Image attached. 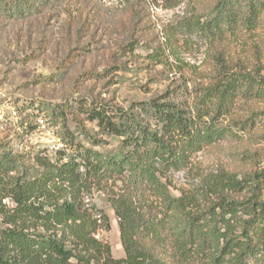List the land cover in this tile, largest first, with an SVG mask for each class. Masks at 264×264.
Instances as JSON below:
<instances>
[{"label": "trees", "instance_id": "1", "mask_svg": "<svg viewBox=\"0 0 264 264\" xmlns=\"http://www.w3.org/2000/svg\"><path fill=\"white\" fill-rule=\"evenodd\" d=\"M263 10L264 0H216L204 21L187 25V33L235 35L254 29ZM176 90L166 97L177 101H139L128 109L77 104L95 121L97 135L119 139L114 153L74 142L69 129L71 153H38L29 167L0 147V201L10 197L15 203L0 227V264H264V168L217 176L178 196L169 179L204 147L235 134L232 127L245 129L247 120L229 122L235 100L264 98V77L221 67L189 103L185 89ZM66 108L56 103L45 111L59 117ZM77 128L93 145L102 141L82 120ZM110 185L107 200L118 219L121 257L93 236L98 224L81 203L85 193ZM210 196L217 200L199 208Z\"/></svg>", "mask_w": 264, "mask_h": 264}, {"label": "rangeland", "instance_id": "2", "mask_svg": "<svg viewBox=\"0 0 264 264\" xmlns=\"http://www.w3.org/2000/svg\"><path fill=\"white\" fill-rule=\"evenodd\" d=\"M216 0H0V147L26 167L33 155L50 158L65 150L66 129L74 142L114 153L119 139L97 135L95 121L77 111L79 102L111 109L166 97L178 87L189 103L211 83L221 67L264 77V10L254 29L206 39L187 33L190 22L204 21ZM67 106L59 117L50 105ZM229 122L246 121L244 130L197 152L188 168L170 174L180 195L228 174L240 177L264 168V98L236 99ZM99 144L78 130V121ZM21 171V170H20ZM14 172H12V175ZM113 185L85 193L81 203L101 220L100 239L113 257L123 256L118 219L107 197ZM66 197V192L52 190ZM104 193V196L102 195ZM232 193L231 196L235 197ZM210 198V199H209ZM217 200L210 196L199 208ZM10 197L0 201L5 226ZM48 209V207H45ZM37 229L42 231V226ZM190 264H198L191 262Z\"/></svg>", "mask_w": 264, "mask_h": 264}, {"label": "built area", "instance_id": "3", "mask_svg": "<svg viewBox=\"0 0 264 264\" xmlns=\"http://www.w3.org/2000/svg\"><path fill=\"white\" fill-rule=\"evenodd\" d=\"M102 195L104 196V193H102ZM93 217L94 219L96 220V223L98 224V228L97 230L95 231V233L93 234V236L96 238V239H100V225H101V214L100 213H94L93 214ZM101 240V239H100Z\"/></svg>", "mask_w": 264, "mask_h": 264}]
</instances>
